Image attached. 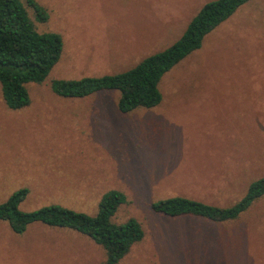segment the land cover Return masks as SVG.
<instances>
[{
    "label": "rangeland",
    "instance_id": "obj_1",
    "mask_svg": "<svg viewBox=\"0 0 264 264\" xmlns=\"http://www.w3.org/2000/svg\"><path fill=\"white\" fill-rule=\"evenodd\" d=\"M38 33L62 50L29 103L0 98V203L26 189L22 212L56 204L92 216L100 196L123 193L115 224L132 218L142 239L117 264H264V196L235 220L169 218L150 204L185 197L216 207L264 177V0H251L206 34L157 84L159 103L121 113L118 94L61 98L53 80L122 73L178 39L210 0H33ZM0 264H104L71 230L39 223L12 233L0 221Z\"/></svg>",
    "mask_w": 264,
    "mask_h": 264
},
{
    "label": "trees",
    "instance_id": "obj_2",
    "mask_svg": "<svg viewBox=\"0 0 264 264\" xmlns=\"http://www.w3.org/2000/svg\"><path fill=\"white\" fill-rule=\"evenodd\" d=\"M251 0H210L186 23L176 41L162 51L149 55L122 73L85 77L78 80H53L50 91L61 98H85L102 91L118 94L116 108L126 113L136 108H152L160 101L157 84L161 77L191 52L200 47L203 37ZM31 7L35 20H44V10L33 0H0V98L9 110L28 105L26 86L38 85L59 60L62 44L55 33L35 31L25 9ZM26 189L12 192L0 203V221L19 234L33 223L67 229L88 238L104 253V264H117L138 243L143 232L132 218L115 224L111 221L118 207L126 203L123 193L104 192L94 215L50 204L22 212L18 204ZM264 196V177L248 184L242 197L227 207H216L185 197L154 201V213L169 218L197 217L222 223L235 220Z\"/></svg>",
    "mask_w": 264,
    "mask_h": 264
},
{
    "label": "crops",
    "instance_id": "obj_3",
    "mask_svg": "<svg viewBox=\"0 0 264 264\" xmlns=\"http://www.w3.org/2000/svg\"><path fill=\"white\" fill-rule=\"evenodd\" d=\"M203 4H204V3H203ZM203 4H202V5H203ZM202 5H201V6H202Z\"/></svg>",
    "mask_w": 264,
    "mask_h": 264
}]
</instances>
